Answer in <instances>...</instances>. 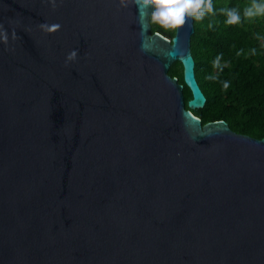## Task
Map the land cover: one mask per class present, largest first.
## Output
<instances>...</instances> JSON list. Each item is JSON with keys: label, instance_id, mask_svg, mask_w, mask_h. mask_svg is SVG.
I'll return each mask as SVG.
<instances>
[{"label": "water", "instance_id": "95a60500", "mask_svg": "<svg viewBox=\"0 0 264 264\" xmlns=\"http://www.w3.org/2000/svg\"><path fill=\"white\" fill-rule=\"evenodd\" d=\"M126 3L0 0V264H264V138L193 113L194 19Z\"/></svg>", "mask_w": 264, "mask_h": 264}, {"label": "trees", "instance_id": "16d2710c", "mask_svg": "<svg viewBox=\"0 0 264 264\" xmlns=\"http://www.w3.org/2000/svg\"><path fill=\"white\" fill-rule=\"evenodd\" d=\"M215 14L194 19L191 50L195 58L197 80L204 91L205 106L192 109L203 123L226 120L239 133L264 138V17L246 20L243 12L251 0H213ZM237 8L241 22L227 25L222 9ZM152 32L172 38L176 30H165L151 21ZM253 49L255 53L253 54ZM237 53H241L237 55ZM220 57L219 67L214 66ZM169 73L184 84L186 107L192 97L185 84L183 66L176 61ZM214 76L216 79H208ZM229 87L225 89L224 83Z\"/></svg>", "mask_w": 264, "mask_h": 264}, {"label": "clouds", "instance_id": "9594fccd", "mask_svg": "<svg viewBox=\"0 0 264 264\" xmlns=\"http://www.w3.org/2000/svg\"><path fill=\"white\" fill-rule=\"evenodd\" d=\"M53 8L56 7V0H51ZM123 7H128L126 0H120ZM135 5L138 9H143L147 15V9L151 8V21L158 24L165 30H176L185 26L188 19H195L197 21L203 19L205 15L215 14V7L213 0H135ZM227 19V25H236L241 22L240 11L237 8L222 9L221 10ZM243 17L246 20H254L257 17H264V0H251L248 7L244 9ZM40 28L46 33H55L61 29L58 23L41 24ZM13 39H16V33H12ZM0 41L8 43V33L0 24ZM253 54L255 49L252 50ZM241 53H237L240 55ZM78 52L71 51L67 56V61H74L77 59ZM220 57H217L214 66L219 67ZM208 79H216L214 76H209ZM223 87H229L228 82H225Z\"/></svg>", "mask_w": 264, "mask_h": 264}]
</instances>
